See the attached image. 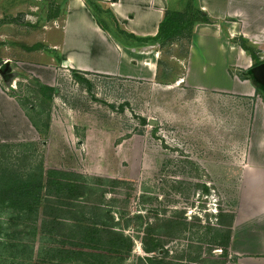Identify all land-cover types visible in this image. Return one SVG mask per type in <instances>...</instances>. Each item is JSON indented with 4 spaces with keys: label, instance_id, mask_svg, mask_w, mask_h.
Listing matches in <instances>:
<instances>
[{
    "label": "rangeland",
    "instance_id": "rangeland-1",
    "mask_svg": "<svg viewBox=\"0 0 264 264\" xmlns=\"http://www.w3.org/2000/svg\"><path fill=\"white\" fill-rule=\"evenodd\" d=\"M44 1L37 23L26 15L36 8L20 11V5L3 7L7 15L0 22V64L7 62L2 84L32 126L28 139L0 134V264H264L260 256L234 254L229 231L219 224L236 205L235 174L220 167L213 181L190 162L237 156L229 142L240 145L244 133L233 130L227 137L233 142L221 136L210 146L202 143L190 133L194 127L168 122L171 105L148 81L79 73L57 63L56 82L48 85L54 91L41 90L35 74L53 76L44 68L52 54L41 53L51 40L44 25L55 6ZM186 49V38L164 44L165 80L180 73L169 57H184ZM248 66L229 72L247 80L241 72ZM251 83L254 95L237 88L235 100L257 99L264 107V91ZM221 113L228 119V110ZM25 181L27 192L20 195ZM62 183L70 186L59 188ZM6 193L18 204L6 206ZM219 232L224 237L217 238ZM129 240L128 251L122 242Z\"/></svg>",
    "mask_w": 264,
    "mask_h": 264
},
{
    "label": "crops",
    "instance_id": "crops-1",
    "mask_svg": "<svg viewBox=\"0 0 264 264\" xmlns=\"http://www.w3.org/2000/svg\"><path fill=\"white\" fill-rule=\"evenodd\" d=\"M96 1L105 10L101 16L110 21L109 29L98 24L85 0L50 1L56 11L46 17L44 29L51 40L41 55L52 54V61L44 68L53 76L35 75L42 83L54 85L58 63L79 73L148 81L155 90L164 91V101L171 105L166 110L170 112H166L168 122L179 129L184 125L194 127L190 133L203 137L202 143L208 142L210 146L221 136L233 142L231 137L227 138L229 134L235 129L242 131L243 137L236 139L240 145L229 142L237 156L221 163L212 158L190 162L202 166L213 181L216 175H221L220 167L226 166L235 174L230 176L231 181L239 183L234 196L236 205L234 210L224 212L229 214L224 215L228 221L219 224L228 229V243L234 254L260 256L264 262V107L257 99L246 104L235 100L237 88L245 96L254 95L249 84L256 82L247 72L254 64L239 41L244 39L264 52V0H192L210 22L194 25L192 34L186 38L184 57L175 54L169 57L180 65V73L171 80H165L162 74L165 43L159 40L142 43L128 35L155 37L166 12L182 11L190 0ZM44 3V0L16 3L0 0V22L7 15L3 7L20 5V11L36 8L26 15L38 17L37 23L42 15L38 10H42ZM182 39L171 43L177 45ZM247 63L248 70L241 72L247 80L230 74L232 67ZM4 64L7 67V62ZM222 89L228 95L222 96ZM222 110H228V119H224ZM31 129L28 114L15 97L8 95L0 77V134L9 133L8 139L23 140L28 139Z\"/></svg>",
    "mask_w": 264,
    "mask_h": 264
},
{
    "label": "trees",
    "instance_id": "trees-1",
    "mask_svg": "<svg viewBox=\"0 0 264 264\" xmlns=\"http://www.w3.org/2000/svg\"><path fill=\"white\" fill-rule=\"evenodd\" d=\"M87 3V6L90 8V10L94 13L95 17L97 18V22L98 24L104 28V29H109L108 28V23L110 22L108 19H105L101 16V14L103 12H105V10H103L102 6L96 1V0H85ZM49 6V5H48ZM56 11V9H55ZM53 14V13H52ZM52 16V15H51ZM108 20V21H107ZM187 21V22H186ZM198 22H210L209 18L207 17L206 14H204L202 12V10H200L199 8H196L194 6V3L192 0L188 1L186 7L182 10V11H167L164 19L162 20V22L160 23V29L158 34L155 37H149V38H138L135 37L134 35H128L130 37H134L137 38L138 41L140 42H145L147 43L148 41H161L162 43H167V42H171L177 38H189L190 35L192 34V30L193 27L196 23ZM240 46L252 57L253 61H254V65L261 63L262 60L259 59V57L257 56V52L255 51V48L248 44V42H246L244 39H240L239 41ZM1 69L4 71V69H6V65L5 64H1ZM41 90L48 92H53L54 89L51 86L48 85H40ZM42 92V95L45 97L47 96L48 98H52L51 95H48L46 92L40 91ZM33 122V121H32ZM35 126V125H34ZM37 128V126H35ZM22 187L20 188V190H16V192H18L20 195H23L27 192L26 187L28 185V182H22ZM63 186H67L69 187L70 184L69 183H62L59 185V188H64ZM9 193H6V197L8 199V201L3 202L6 206L8 205H14V204H18L17 201H12V198L10 199V196L8 195ZM38 200V198H37ZM219 221V218H218ZM216 237H224L223 236V232H219L218 234H216ZM229 237V236H228ZM227 237V239H228ZM125 244V247L129 250H131L132 246H133V242L131 240L124 241L122 242ZM88 245L85 246V248ZM19 246H17L18 248ZM145 252H151L153 250V247L150 248H146L145 246L143 247Z\"/></svg>",
    "mask_w": 264,
    "mask_h": 264
},
{
    "label": "water",
    "instance_id": "water-1",
    "mask_svg": "<svg viewBox=\"0 0 264 264\" xmlns=\"http://www.w3.org/2000/svg\"><path fill=\"white\" fill-rule=\"evenodd\" d=\"M248 73L251 75L252 79L259 85L260 89L264 91V61L254 65ZM150 124H156L155 119H150Z\"/></svg>",
    "mask_w": 264,
    "mask_h": 264
}]
</instances>
